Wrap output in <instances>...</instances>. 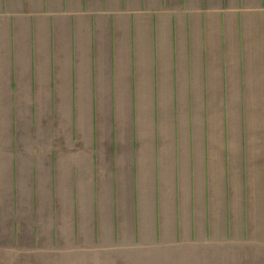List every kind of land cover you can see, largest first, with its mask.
<instances>
[{
	"label": "crops",
	"instance_id": "obj_1",
	"mask_svg": "<svg viewBox=\"0 0 264 264\" xmlns=\"http://www.w3.org/2000/svg\"><path fill=\"white\" fill-rule=\"evenodd\" d=\"M18 71L30 99L44 91L55 107L63 91L99 101L107 90L110 143L99 141L104 106L90 100V135L73 139L86 148L74 179L59 189L50 153L47 199L34 191L26 210L18 180L0 185V206L8 203L7 213L0 208L2 239L11 241L0 237V249L49 256L44 248L88 252L111 241L128 251L145 247L148 236L153 246L165 238L205 247L264 243V0L154 7L148 0H0V97H16ZM118 97L130 106L115 105ZM139 97L147 98L146 132L136 118ZM88 101L76 105L83 115L68 119L66 130H86ZM27 170L37 178L36 168Z\"/></svg>",
	"mask_w": 264,
	"mask_h": 264
},
{
	"label": "rangeland",
	"instance_id": "obj_2",
	"mask_svg": "<svg viewBox=\"0 0 264 264\" xmlns=\"http://www.w3.org/2000/svg\"><path fill=\"white\" fill-rule=\"evenodd\" d=\"M148 1L152 3L153 7L161 2V0ZM16 69L19 70V67H16ZM19 75L22 77V74L18 71V75L16 74L18 84V90L15 92L16 97L12 98L11 101L9 96L0 97V105L4 104V106H0V167L4 170L8 169L9 171L0 174L2 175L0 176V185L7 187V185L10 186L12 182L16 184L18 180V183L23 187L20 188L23 195L22 198H24L23 207L27 210L29 209L27 205L29 202L26 198L32 197L34 191H36L37 197L41 200L43 198L47 199V196L51 193V154L55 155V160L57 161V168L53 165V172L58 177L59 189L64 183L75 178H71V176L75 174L79 166H82L84 158L86 157V154H84V152L86 153V148L84 147L83 141H73V139L77 135L78 137H84L86 135L83 134L85 131L89 134L91 127L90 116H93L90 100L97 102L98 99H86L82 94L77 97L74 96L75 91H63L60 95H55L57 106L55 107V97H51L50 99L48 94L46 97H41L44 91L39 94L38 98L30 99L29 93L23 84V78L21 82ZM21 85L22 90L19 91ZM143 88H145L144 83ZM87 100H89L87 110V113H89V122L86 124V130H81L79 124V130L77 132H75L74 129L69 132L66 130L67 120L70 119L71 123L73 121L78 122L83 113L81 110H78L76 114L75 107L77 105V109H81ZM166 100V98H161L162 102H166ZM146 101L147 98L139 97L137 99L138 109H136V118L139 120V123L143 124V130L145 132V122H147L148 125L150 123V117L144 104ZM98 102L104 106V114H102L100 120L101 126L99 128L100 137L103 135L104 137L99 141H102L104 147H108L110 143L109 108H112V105L107 90L100 93ZM130 103L129 97H118L115 105L124 108L125 106H130ZM14 105L20 106V108H18V111L11 112L10 109L13 110L14 108L12 107H14ZM35 105L38 106L35 111L38 119L36 118V123L34 121V124L31 125V109ZM119 115L120 114H118V117ZM120 117L125 125H130V114L122 112ZM11 135H15V141H11ZM125 136L129 139L128 135L125 134ZM118 138L119 135H117V140ZM85 141H90V139ZM90 149L91 147L89 146V154H87L89 159L92 156ZM30 168L32 171L36 168L35 172L37 178H31L27 170H30ZM12 171H14L13 176L11 175ZM106 180L107 178L105 176L99 178L100 182H106ZM30 186H32L31 191ZM47 191H49V193ZM0 200H3L1 192ZM57 201L62 203V197H57ZM7 205V199H4V201L1 202L2 207L0 206L6 213L8 212ZM57 210L61 214L64 212V209H61L58 205ZM0 219L2 218L0 217ZM261 226L262 221L258 217L255 220L254 227L256 238H259L258 234H260L259 228ZM2 229L5 232V226H0L1 242L8 246L11 244L10 237L4 235L2 239ZM124 236L126 237V235ZM71 237L72 234L70 232L68 242L64 243L70 244ZM162 242L164 244H162ZM256 242H258V246L252 244L242 245L243 243L236 241L233 245H220V243H214L215 245L205 247L192 244L176 245L173 239L165 238L161 243L153 246L151 244H153L154 241L152 237L148 236V241L144 243L146 246L138 250L121 251L120 248L112 245L111 241H105V243L103 242L102 246L99 247H103V250L83 249L88 252L76 251L73 253L68 252L73 248L72 246L69 245V248L67 245L61 247V242H59L61 248L49 251L45 248L43 249L44 252H54L48 254L49 256L20 254L19 252L9 253L0 249V264H264V243H262V240L258 239L249 243ZM47 245L46 242L43 243L44 247ZM89 246L92 247L91 244H86L85 242L82 248ZM54 254L57 255L55 256Z\"/></svg>",
	"mask_w": 264,
	"mask_h": 264
}]
</instances>
